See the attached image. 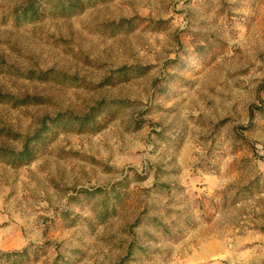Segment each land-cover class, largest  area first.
<instances>
[{
    "label": "rangeland",
    "instance_id": "374dc122",
    "mask_svg": "<svg viewBox=\"0 0 264 264\" xmlns=\"http://www.w3.org/2000/svg\"><path fill=\"white\" fill-rule=\"evenodd\" d=\"M28 6L0 0V147L20 149L45 116L129 105L28 164L0 162V250L44 247L25 264H264V0H107L70 16L42 3L32 20ZM123 66L147 71L103 83ZM124 177L123 204L98 222L100 195L79 192Z\"/></svg>",
    "mask_w": 264,
    "mask_h": 264
},
{
    "label": "trees",
    "instance_id": "16d2710c",
    "mask_svg": "<svg viewBox=\"0 0 264 264\" xmlns=\"http://www.w3.org/2000/svg\"><path fill=\"white\" fill-rule=\"evenodd\" d=\"M107 0H29L28 11L32 8L31 20L35 19L39 13L40 5H44L41 11L49 12L52 15L70 16L79 13L96 3L104 2ZM42 2V3H41ZM37 6L35 7V4ZM39 3V4H38ZM131 19L126 20V26L122 23L115 24V29L126 30L132 29ZM160 22L156 23L159 25ZM128 25V26H127ZM144 66H123L112 71V73L104 80L103 83L112 84L115 80L125 81L132 76H139L144 74L147 70ZM51 77L59 83H68L71 85H81L83 82L75 76H69L64 73L54 71H46L39 73L40 78ZM106 81V82H105ZM128 102L121 99H101L98 100L89 110L84 114H73L67 111L59 112L52 117L45 116L40 120L38 128L29 135L22 137V145L18 150H12L0 147V162L7 163L12 167H19L32 162L42 149L50 142L56 134L60 132H93L98 131L104 127L98 118L102 117V121L110 120L114 117L116 112L128 107ZM261 112V108L252 105L250 107V116L253 111ZM262 112H264L262 110ZM246 126H240L246 129ZM20 137V136H18ZM142 179V178H139ZM125 177L113 182L107 188H94L93 190H82L79 195L85 197H95L96 194L100 198L95 203L94 213L98 222H103L107 217L116 213L117 205H122L126 192H122L126 183ZM164 186L160 187L163 189ZM165 188V187H164ZM161 191V190H160ZM77 202L78 198L73 197ZM138 221V220H137ZM44 254V247L37 245H25L20 249L13 250H0V264H25L31 256L34 258Z\"/></svg>",
    "mask_w": 264,
    "mask_h": 264
}]
</instances>
